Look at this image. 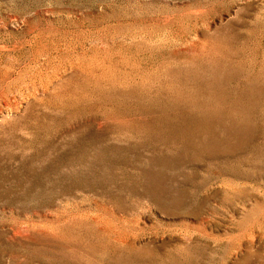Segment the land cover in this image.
I'll list each match as a JSON object with an SVG mask.
<instances>
[{
	"label": "rangeland",
	"instance_id": "obj_1",
	"mask_svg": "<svg viewBox=\"0 0 264 264\" xmlns=\"http://www.w3.org/2000/svg\"><path fill=\"white\" fill-rule=\"evenodd\" d=\"M0 264H264V0H0Z\"/></svg>",
	"mask_w": 264,
	"mask_h": 264
}]
</instances>
